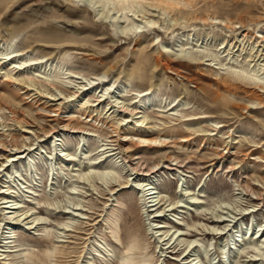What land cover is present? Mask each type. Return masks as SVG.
<instances>
[{
    "label": "rangeland",
    "instance_id": "rangeland-1",
    "mask_svg": "<svg viewBox=\"0 0 264 264\" xmlns=\"http://www.w3.org/2000/svg\"><path fill=\"white\" fill-rule=\"evenodd\" d=\"M257 34L264 0H0V57L23 53L0 65V264H264V231L250 236L264 227ZM55 103L85 132L51 129ZM140 119L157 141L129 135L131 167L157 170V217L134 189L148 178L110 141Z\"/></svg>",
    "mask_w": 264,
    "mask_h": 264
},
{
    "label": "bare ground",
    "instance_id": "bare-ground-1",
    "mask_svg": "<svg viewBox=\"0 0 264 264\" xmlns=\"http://www.w3.org/2000/svg\"><path fill=\"white\" fill-rule=\"evenodd\" d=\"M207 19H204L203 21L205 22ZM210 22L211 23H218V22H220V21H217L216 19H211L210 20ZM151 23H154L155 24V22H151ZM154 24H152L153 26V28L154 27H156ZM176 23H174V25H175ZM139 27V26H138ZM242 36H243V38H242V40H244V38H252V37H250V36H248L246 33H243L242 34ZM259 37L261 38V39H259ZM206 38L204 37V38H202L201 39V43H202V41L203 40H205ZM246 40V39H245ZM253 42H264V35H260V34H257V35H255L254 37H253ZM199 43V41L197 42V44ZM204 43V42H203ZM252 43V42H251ZM196 44V45H197ZM229 44V42L227 43V45ZM200 45V44H199ZM232 45V43H230V46ZM234 45H236V44H233L232 45V48L234 47ZM254 45V44H253ZM263 45H264V43H263ZM258 46H259V44H258ZM231 49V48H230ZM262 50H264V48H263V46H262V48L261 49H259V48H257L255 51H254V53H255V56H257V59H259V57L263 54V52H262ZM5 55L4 56H2V57H0V65H2L3 63H5L6 61H8V60H11V59H13V58H15V57H19L20 55H22L23 53L22 52H14V51H12V52H8V53H4ZM207 60V59H206ZM197 62L198 63H201V60H197ZM24 63V62H23ZM31 62H29V64H30ZM10 69L11 70H13V71H15V73H17V72H19V71H21V69H24V67H26V66H28L27 64H25V65H23V67H22V65H16L15 63H12V62H10ZM11 72V71H10ZM6 76V75H5ZM250 80L252 81V83H254L255 85H259L260 87H262V88H264V80H261L258 76H253V77H250ZM5 81L7 82V84L8 85H10V84H15V85H22V87H24L23 85H24V83H21V81H22V79H19V78H17V77H12V76H7L6 78H5ZM101 81H103V80H101ZM102 83V82H101ZM111 87V85H107L106 87H105V84H104V87H105V90H108L110 87ZM81 90H80V89ZM87 88H85V87H78L75 91H73V93L71 94L72 96L74 95L75 96V94H76V92H78V90H80V93H82V92H84L85 90H86ZM12 92V94H13V91H10V90H8V89H4V91H3V93H8V94H10ZM147 93H140L139 95L140 96H143V95H146ZM53 95V94H52ZM55 96V95H54ZM138 96V95H137ZM59 99H61V97H59V98H50V100H59ZM1 100H2V96H0V103H1ZM103 99H101V98H97V101L98 102H101ZM140 100V99H139ZM118 103V102H117ZM69 103L67 104V105H65L64 106V111H61V109L63 108L61 105H59V104H57V103H55L54 104V106H53V108H52V112H53V114H49V116H51V121L53 122V125H51V129H55V127H58L59 125L60 126H62V127H65V128H71V129H73L74 131H79V132H83L84 130H86L87 128H86V126H87V124H88V121L86 120V121H82V120H79V121H77V124L75 123V124H71V121H73L74 120V118H72V116H68L67 118L65 117V116H61L60 114L61 113H65V112H75V111H72V110H69V111H67V109L69 108ZM113 106V105H112ZM123 108L121 109V111H126V112H128V114L130 115V116H133V115H135V114H140V113H144V109H145V105L143 104V105H136V106H134V107H132V108H129V107H124V105H121ZM111 108V107H110ZM109 108V109H110ZM10 111H11V113H13V114H15V113H17L16 112V110L15 109H10ZM89 116V115H88ZM87 117V116H86ZM85 117V118H86ZM139 117H142V116H139ZM92 119V118H91ZM137 119V118H136ZM144 123V119H140V120H137L136 121V124L134 125V131H135V133L134 134H131V132L130 131H128V132H124V133H120V130H121V127H118V124H113L112 125V128H113V132H114V134H111L110 135V137H111V143L114 145V146H116L115 147V149L116 150H118V154H120V156H122V159H123V161H126V162H130L129 163V166L131 167V165H132V161H134L135 159H139L136 163H139V161H140V159L142 158V156H139V155H136L137 154V152H134L135 150H136V147H133V146H131L130 145V138H131V136L130 137H128L129 135H138L137 136V138H135L134 140H138L137 142H136V145L137 146H141V145H145L144 143L145 142H148V141H150V142H152V141H154V142H156L157 140L156 139H151V140H149L150 138H148L147 136V133H148V131L146 130L145 132H142L141 130H140V127L142 126V124ZM21 125V124H20ZM25 125H31L30 123H28V121H24V122H22V126H25ZM83 125H86V126H83ZM25 131V130H24ZM27 131V130H26ZM85 132V131H84ZM189 140V138H184V140L183 141H188ZM10 143H11V141H10ZM8 141L6 142H4V143H1L2 144V148L5 150V151H8L7 150V147L8 146H12L11 144H10ZM141 143V144H140ZM147 144V143H146ZM30 148V147H29ZM114 149V148H113ZM25 150H26V148H24L23 150H18L17 152H14V154H12L11 156H9V157H7V158H10L11 160H14L15 159V156L17 155L16 153H19V154H23L24 152H25ZM30 150L31 149H28V151L30 152ZM112 150V149H111ZM18 157H21V155H19ZM219 157H221L222 158V156H219ZM127 159V160H126ZM158 164H156L155 166H157ZM137 166H132L130 169L132 170V171H134V173H137V174H139L137 171H139V170H141L140 168L137 170V168H136ZM162 167V166H161ZM160 167V168H161ZM166 167H168V166H166ZM154 168V167H153ZM153 168H151V169H148V170H145V169H142L141 170V172H140V175H143V176H146V178H148V183H144V182H141V181H138L137 183H135V185H134V189H136L138 192H139V190H141V194H140V200H142V202H143V204H145V206L146 207H150V210L151 211H153L154 212V217H157V216H160L161 215V212L162 211H159V209H161V206L163 205L162 204V199L159 197V195H160V193L156 190V188L153 186V185H151L152 184V182H149V179L151 178V174H153V173H155L157 170H155V169H153ZM233 168V166H231V168L230 169H232ZM107 172H109V171H107ZM102 177V176H101ZM143 181H147V179H144ZM127 186V182H126V184H124L122 187H126ZM0 192H2L3 193V191H0ZM6 198H8V196H5V195H3V197H2V199H5L6 200ZM7 202H9V201H3V203H7ZM164 203V202H163ZM12 205L13 204H10V206L12 207ZM10 206H5V207H10ZM178 206H181V205H178ZM15 207H18V206H13V208H15ZM77 208H75V210H76ZM169 209H173V207L171 206ZM168 209V210H169ZM160 212V213H159ZM75 215V214H74ZM168 219L169 220H171V221H175L172 217H168ZM215 222H218V221H227L225 218H222V219H217V220H214ZM262 225L263 224H260V225H258L257 227V229L256 230H254V231H252L251 233H250V236L251 235H253V233L256 235L257 233H258V231L259 230H261L262 229V232H261V234L263 235V231H264V227H262ZM157 228H163V227H167V225L163 222H160L159 224H158V226H156ZM173 229V226L170 228V229H168L167 230V232H170L171 230ZM179 228L177 227L176 229H174L173 230V232H172V234L171 235H174V234H176V233H178L179 232ZM0 232H2V231H0ZM164 233V232H163ZM163 233L162 234H160V235H163ZM217 233H219V231L217 230V229H215L213 232H212V234H217ZM181 234V233H180ZM261 234L259 235V236H261ZM264 236V235H263ZM1 237V236H0ZM170 238V237H169ZM258 238V237H257ZM160 239H161V237H160ZM163 240H165V238H163ZM193 241L194 240H191L190 241V243L189 244H192L193 243ZM4 242V241H3ZM169 243V241H167L166 242V244H168ZM261 243H262V245H264V238L262 239V241H261ZM7 244V243H6ZM169 247H171V245H169L168 246V248ZM264 246H261V247H259V248H263ZM59 257H62V256H59ZM185 258V257H184ZM187 258V257H186ZM255 259H257V258H253L252 260H255ZM193 260V259H192ZM191 261V260H190ZM191 264H196V263H191Z\"/></svg>",
    "mask_w": 264,
    "mask_h": 264
}]
</instances>
